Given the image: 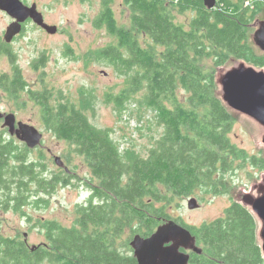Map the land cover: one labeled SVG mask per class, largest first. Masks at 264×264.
Returning <instances> with one entry per match:
<instances>
[{
    "label": "trees",
    "instance_id": "16d2710c",
    "mask_svg": "<svg viewBox=\"0 0 264 264\" xmlns=\"http://www.w3.org/2000/svg\"><path fill=\"white\" fill-rule=\"evenodd\" d=\"M101 2L93 26L105 29L115 44L88 52L86 60L107 61L132 80L135 87L106 97L120 116L140 90L142 107L154 112L164 133L146 158L120 151L110 130L94 127L82 109L46 89L40 100L43 125L74 147L97 183L90 188L89 202L78 207L74 227L41 224L56 231L47 233L49 251L32 252L23 241L0 235V264H137L129 244L117 247L118 237L129 229L147 238L170 220L190 230L202 246L201 255L192 254V264H264L256 221L241 205L232 202L220 217L198 227L171 218L167 211L172 197L226 193L233 172L247 163L258 174L264 172L263 150L249 155L232 142L237 118L217 97L214 82L216 69L232 59L264 67V55L248 39L249 25L263 13L264 0H217L212 10L202 0H124L129 29L118 27L113 0ZM188 12L192 17L186 28L176 22L175 13ZM209 59L215 70H206ZM81 92L80 107L89 108V92ZM10 153L20 164L0 169V188L12 197L15 211L26 193L48 195L69 184L71 178L64 174L49 177L44 170L42 177L41 168L26 164L13 149L5 147L0 155Z\"/></svg>",
    "mask_w": 264,
    "mask_h": 264
},
{
    "label": "rangeland",
    "instance_id": "374dc122",
    "mask_svg": "<svg viewBox=\"0 0 264 264\" xmlns=\"http://www.w3.org/2000/svg\"><path fill=\"white\" fill-rule=\"evenodd\" d=\"M21 1L26 5L37 4L45 21L57 26V33L54 35L46 31L42 34L27 29L24 36L11 45L12 50L17 54V64L24 79L32 83L40 77L44 87L59 91L68 103L82 109L94 127L110 130L113 140L120 145V151H133L146 158L163 135L164 129L157 123L154 112L142 107V91L139 90L132 96L126 103L127 111L120 116L114 104L108 103L106 97L108 94H118L122 90L135 87L130 85L132 80L117 66L107 61L86 60L88 52L115 44V39L105 29H97L93 26L94 20L102 10L101 0ZM111 10L118 27L129 29L130 13L124 0H113ZM175 17L177 23L187 28L192 13H175ZM259 17L264 18V10ZM10 19L6 13L0 11V44H7L3 36L10 25ZM41 54L45 55V66L37 70V73L33 70L32 64ZM9 65L5 56L0 57V75L9 72ZM204 65L208 71L215 70L212 59L206 60ZM81 91L89 92L91 100L89 108L80 107L83 102ZM0 96L2 97V94ZM35 112L30 104L21 116L26 121L29 120V123L43 134L45 155L41 161L45 163V170L48 171L49 176L60 171L61 174L69 176L72 182L67 187L57 186L50 195H46L45 199L48 203L45 206L43 204L36 207L32 202H26L24 207L17 211H8V213L1 211V233L5 237L19 240H23L24 235H27V242L31 246L45 242L40 222H57L66 228L74 227L78 207L88 203L90 188L97 183L92 178L84 159L75 153L74 147L49 132L43 122L35 119ZM230 137L237 147L245 150L249 155L262 149L258 144L255 127L243 117L237 119ZM38 154L39 151L32 153L34 160L37 159ZM32 157L30 156L31 159ZM54 157L61 159L68 170L67 174L63 168L55 165ZM259 178L258 170L247 163L245 168L233 172L226 193L194 195L200 205L195 210L187 208L186 198L172 197L168 214L187 226L198 227L220 217L233 202L232 195L237 190H248L252 181ZM32 195L37 198L36 193ZM135 235L127 229L116 240L117 247L122 249ZM129 249L132 250L130 247ZM42 264L47 262L44 261Z\"/></svg>",
    "mask_w": 264,
    "mask_h": 264
},
{
    "label": "water",
    "instance_id": "95a60500",
    "mask_svg": "<svg viewBox=\"0 0 264 264\" xmlns=\"http://www.w3.org/2000/svg\"><path fill=\"white\" fill-rule=\"evenodd\" d=\"M208 10L215 8L217 0H202ZM0 11L14 21L6 28L3 40L10 43L20 33L21 25L28 19L41 27L48 34L57 33L56 26L44 23L43 16L36 6H25L21 0H0ZM260 16V15H259ZM256 17L249 25V45L258 55H264V18ZM217 87L216 95L226 110L236 118L247 119L256 129L258 144L264 152V67H256L244 60L232 59L216 69L214 78ZM13 120L9 124L13 129ZM19 138L33 149L40 145L42 134L32 125L19 124L16 131ZM55 165L67 168L59 157H54ZM233 202L246 208L257 224L256 240L264 260V172L259 179L252 181L248 190L241 189L232 195ZM195 197L187 199V208L199 207ZM137 264H188L189 254L181 250L201 254L202 249L196 246L195 237L190 230L173 220L159 225L153 234L144 238L135 235L129 243Z\"/></svg>",
    "mask_w": 264,
    "mask_h": 264
},
{
    "label": "flooded vegetation",
    "instance_id": "af4514ba",
    "mask_svg": "<svg viewBox=\"0 0 264 264\" xmlns=\"http://www.w3.org/2000/svg\"><path fill=\"white\" fill-rule=\"evenodd\" d=\"M24 5L29 7V8L32 7L33 5H35L37 12L41 13L39 11L37 4H31V5L24 4ZM42 16H43V14H42ZM10 20H11V22H10V24H11L14 20L13 19H10ZM43 21L47 25H50L45 21L44 16H43ZM50 26H52V25H50ZM27 29H33L35 32L42 33V34L45 33V30H43L41 27L37 26L32 20L28 19L27 21H25L21 25L20 33L17 34L10 43H8L6 45L0 44V57L5 56L9 62V64H10L9 65V68H10L9 72H7L4 75H0V94H2V97L4 98L3 99L0 96L1 97V103L3 105L0 107V154L4 151L5 147L13 149V151H16L17 153L23 154V159L27 162L26 164H32L34 166V168H36L35 170H38V171L41 168V170L43 171L42 177H45V175H46V172L44 171L45 170V163L43 161H41V158L43 159L44 155H45L44 147H43V134L34 126L42 134V139H41L39 146H37L33 149H30L26 145L25 142L20 140L19 137L21 135L19 134V136H18L16 133V131L19 129V124L31 125L29 123L30 122L29 120L26 121L25 118H23L21 116L22 112H25L28 108V105H30V104L32 107H34V112L36 110V112H35L36 118L35 119H39L41 123L44 122L43 104H40V100L43 99L44 91L46 89L48 91H50V89L43 86V82L41 81L40 77H38L35 80V82H32V83H28L24 79V77L22 76V71L17 64V54L11 48V45L17 39H20L21 37L24 36ZM43 66H45V55L41 54V56L36 61L33 62L32 68L35 72H37V70L39 71V69ZM5 76H6V80H5ZM19 87H21L22 90ZM23 88H24V90H23ZM55 91H52L51 93H53L54 96L57 97L59 95V91H56V92ZM1 103H0V105H1ZM12 120H13L14 125H13V129L11 130V128L9 127V124L11 123ZM21 146H22V148H21ZM35 151L40 152V154H38V157L36 160H34L32 157L33 156L32 153ZM48 152H50V151L48 150ZM12 156H13L12 153H10V155H8V156L5 155V156L1 157V155H0V169L3 168L5 166V164H7V163L9 165L15 164L16 166H19L20 162H17L16 160H14V158ZM30 156L32 157V159L30 158ZM56 173L59 175L61 174L60 171L56 172ZM51 176H52V174L49 177H51ZM71 182L72 181L70 179V181H68L69 185L71 184ZM58 186H60V185H58ZM56 187H55V189H56ZM88 189H89V185H88ZM52 192L53 191L49 192L48 195H50ZM7 194H8L7 190H4L1 187L0 188V213H1V211L2 212L7 211V213H8V211L9 212L14 211V203H13L12 197L11 196L8 197ZM45 196H46L45 193H41L40 196H37L36 199H39V202H38V205L36 206L34 204L35 197L33 195L28 196V193H26L25 198H24L26 200H25V202L21 203L22 206L20 208L24 207L23 205L26 202L27 203L32 202L36 207H39L40 205H43V204H44L43 206H45L48 203L47 200L45 199ZM33 198H34V200H32ZM47 222H49V221L40 222V225L41 224L44 225ZM57 224H59V223H57ZM41 229L43 230L45 242H43L39 245L31 246L27 242V235H24V239L21 240L24 242V244L32 252L38 248L45 249V250L49 251L50 239L47 237V233L49 232L51 234L53 231H54V234L56 233L55 229L46 228L44 226L42 227V225H41ZM191 234H192V232H191ZM0 235L4 238H8V239L13 238V237H5L1 233V231H0ZM195 240H196V238H195ZM196 246L202 249L201 245L198 244L197 240H196ZM181 252H183L185 254H189L190 260H189L188 264H192L190 262L191 257H192V254H195V253L192 251H185V250H181ZM202 253H203V250H202ZM201 254H196V255H201Z\"/></svg>",
    "mask_w": 264,
    "mask_h": 264
}]
</instances>
